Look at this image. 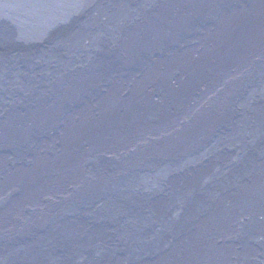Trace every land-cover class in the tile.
<instances>
[{"label": "water", "instance_id": "1", "mask_svg": "<svg viewBox=\"0 0 264 264\" xmlns=\"http://www.w3.org/2000/svg\"><path fill=\"white\" fill-rule=\"evenodd\" d=\"M235 18L231 53L176 65ZM262 24L264 0H0V264H264V40L235 46Z\"/></svg>", "mask_w": 264, "mask_h": 264}, {"label": "bare ground", "instance_id": "2", "mask_svg": "<svg viewBox=\"0 0 264 264\" xmlns=\"http://www.w3.org/2000/svg\"><path fill=\"white\" fill-rule=\"evenodd\" d=\"M243 21H244L243 19L237 20V18H235L231 22L230 21H227V22L225 21V23H223L222 25L221 24L219 25L218 34L216 36H212L211 37V39H213L212 41L215 42L214 45L217 46V50L215 49L216 51H213V50H211V49H209V48L206 47L203 50L202 55H199L197 57L194 56V55L193 56L192 55H188L187 58H185L186 60H192L191 62H189V65L188 66H183L182 65L183 62H179L176 65H179L181 67H186L185 69L187 70V72L193 73V71H194L193 66L200 64L198 62L210 61V60L212 61V60H214V57H215L214 56V53L215 52H217V51L218 52H223L226 49V46L224 44L229 43V41H230L229 39L230 38L236 39L238 37L237 34L240 31H244V24H245V22H243ZM261 30L264 31V24L261 25ZM246 34L247 35H245L244 33H241L239 35L240 36V39L238 38L237 39V43H235L236 49L237 48L238 49L239 48L241 49L243 47V45H246L245 47H247L249 49H251L255 45L258 47V44L261 41L263 42V40H264V33H261L260 32L259 34H256L255 35L256 38L254 37L255 39L252 38V37H250L248 33H246ZM251 39H253V41ZM257 41H259V42H257ZM227 52L228 53H231V52H229L226 49L225 50V53H227ZM206 53H209L207 56H211L210 59H208V58L207 59L206 58L204 59V55ZM236 53L237 52H234L232 54V56L228 57L231 60L232 63H239V62L243 61V59H244V58H242V59L238 58V56L239 57H242L243 55L242 54L241 55H238V53L237 54ZM200 60H202V61H200ZM239 68L240 67H238V69ZM185 69H183V71H185ZM232 70H236V69L233 68V69H229L228 71L230 72ZM229 74H228V76H229ZM157 76H159V75L156 74V78H157ZM209 77H210V74H208L206 77L202 78L201 81H200V83H199L200 85L198 87V90H196L194 92V93H196L198 95V98H200L201 95L203 96L208 91ZM172 81L175 82L176 84L178 82H180L177 79H172ZM226 81H228V79H226ZM117 118H119V116H117L116 119ZM87 119H88V117L86 116V120ZM164 120H165L164 121L165 124H167V123H169L171 121V120H169V118H166ZM100 125H102V124H100ZM105 126H106V124H105ZM77 169H78V167H77V165H76V163L74 161V162H71L70 164H68L67 167H64L63 170L66 171L67 173L68 172H73L74 173L75 171H77ZM41 170H43V167H42ZM36 171L37 170H35L34 172H36ZM73 173L72 174H69L70 177L73 175ZM47 176H46V178H47ZM60 176H62V175L60 174ZM55 177H52V178L50 177V178L45 179V181L43 182L44 185L46 184V186L47 187H50V188H62V186H63V183H62L63 179L60 178L58 175L56 177L57 179ZM24 179H26V178H23L22 179L21 177H18V178H16V180H17L16 182H18V181L22 182ZM256 180H257L256 185H258V188H260V185L262 184L263 180L261 178H258ZM20 182H18V183H20ZM22 183H24V182H22ZM36 186H37V184H36ZM38 187H40V186H37V188ZM37 188L34 187L32 190H29V191L27 190L28 192L24 195V197H22V198L20 197V198L16 199L15 204H14V207L21 206V204L22 203H25V202H33V201H35V199H37L38 196H39L38 195ZM254 214H256V217H258V219L259 218L262 219V221L260 223V225H261L260 226V230H263L264 231V201H263V205L260 206V208H258V210H257V208L255 206ZM233 248L235 249L234 246H233ZM240 255H244V250L240 253ZM200 261L203 263V260H200ZM203 264H208V263H205L204 262Z\"/></svg>", "mask_w": 264, "mask_h": 264}]
</instances>
